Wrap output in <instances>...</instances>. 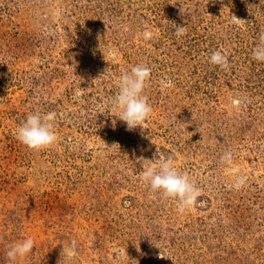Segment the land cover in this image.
I'll use <instances>...</instances> for the list:
<instances>
[{"label": "rangeland", "instance_id": "rangeland-1", "mask_svg": "<svg viewBox=\"0 0 264 264\" xmlns=\"http://www.w3.org/2000/svg\"><path fill=\"white\" fill-rule=\"evenodd\" d=\"M262 33L264 0H0V264L29 237L21 264H264ZM139 63L153 111L129 131L111 100ZM37 110L58 139L33 152L16 130ZM155 153L201 190L191 209L140 182Z\"/></svg>", "mask_w": 264, "mask_h": 264}, {"label": "clouds", "instance_id": "clouds-1", "mask_svg": "<svg viewBox=\"0 0 264 264\" xmlns=\"http://www.w3.org/2000/svg\"><path fill=\"white\" fill-rule=\"evenodd\" d=\"M238 20V19H237ZM186 27L176 25L175 35L180 38L186 34ZM254 60L264 62V33L259 37V43L253 49ZM209 63L221 69L229 68V59L226 52L216 50L212 52ZM151 68L144 63H139L124 71L118 80V93L111 100V109L118 113V120L126 124L127 130L141 128L150 118L153 111L145 89L151 79ZM164 88L172 87L170 79L162 80ZM54 112L42 113L37 110L27 115L26 119L16 130L17 141L33 152H39L52 147L57 142L55 132ZM230 153H225L222 160L229 161ZM139 180L148 187L153 194H158L161 199L172 200L176 203L180 213L191 209L201 195V190L191 180L187 173L179 171L171 157L157 156L152 159L139 157ZM242 178L237 179L235 187L243 185ZM34 249V240L26 238L9 245L5 255L8 264H21ZM76 241L62 247L61 257L71 260L76 255Z\"/></svg>", "mask_w": 264, "mask_h": 264}]
</instances>
